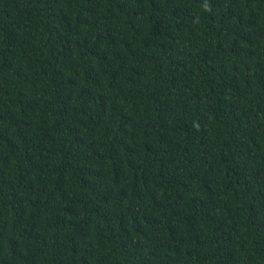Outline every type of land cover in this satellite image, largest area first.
I'll list each match as a JSON object with an SVG mask.
<instances>
[{"label": "trees", "instance_id": "1", "mask_svg": "<svg viewBox=\"0 0 264 264\" xmlns=\"http://www.w3.org/2000/svg\"><path fill=\"white\" fill-rule=\"evenodd\" d=\"M0 264H264V0H0Z\"/></svg>", "mask_w": 264, "mask_h": 264}]
</instances>
